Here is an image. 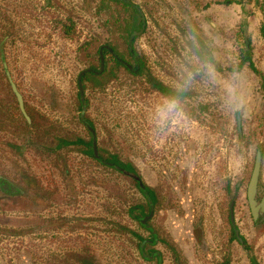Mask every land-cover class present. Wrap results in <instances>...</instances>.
I'll return each mask as SVG.
<instances>
[{"label": "rangeland", "instance_id": "1", "mask_svg": "<svg viewBox=\"0 0 264 264\" xmlns=\"http://www.w3.org/2000/svg\"><path fill=\"white\" fill-rule=\"evenodd\" d=\"M218 1L223 0H131L141 7L147 19L146 32L136 41L135 49L145 57L146 68L157 78L167 84L172 79L182 81L186 89L185 119H180L172 105L159 95L148 92L146 86L133 84L136 79H126L127 70L118 71L113 60L109 64L114 65L121 80L102 93L95 90L100 80H92L87 92L86 110L97 123L106 145L118 149L125 159L137 155L146 182L166 179L167 187L173 181L177 187L183 186L184 193L190 189L191 201L183 202L184 207L187 205L186 213L179 217L181 221L193 217L196 224L214 219V204L222 198L227 179L231 192L239 196L237 219L249 217L244 200V185L248 182L245 170L248 162H254L258 146L264 153V95L258 90L261 79L249 68L240 70L235 63L236 33L239 24L246 21V35L253 46L252 60L264 76V4L261 0L252 3L244 0V8L230 3L220 5ZM100 3L101 0H0V264H54L55 249L65 252L68 243L82 249L87 244L83 235L68 240L70 231L85 232L83 221H73L77 216L95 219L91 221L95 231L91 235L100 242L95 249L103 256L101 259L109 260L116 255V264H133L134 248H126L129 240L124 239L119 247L109 239L113 232L97 228L99 224L103 227L97 216L100 212L105 216L102 209L105 202L112 212L107 213L111 220L122 219L123 226L136 228L125 211L114 214L115 209L127 208L132 201V183L118 180L120 183L105 192L90 188L86 183L87 163L78 159L76 153L70 154L72 160L57 165L50 152L56 135L50 123L58 121L71 131L83 132L79 124L76 128L81 108L77 98L78 77L91 65L99 69L97 50L111 43L95 14ZM207 3L210 6L203 9ZM9 16L15 24L11 39L6 38ZM87 40L91 43L98 40L93 42L89 56L76 50L78 44ZM18 95L29 128L14 111L15 99L21 107ZM29 112L38 119L37 126L32 125ZM164 120L166 125L159 124ZM170 122L177 124L169 126ZM179 126L183 127L180 137L185 132L188 147L196 153L197 168L192 173L191 185L186 182L189 171L185 168L180 179L181 167L176 168L172 160L155 161L158 171L147 160L154 139L152 132L156 133V145L161 147L160 141L165 136L170 139L168 129H163ZM65 169L71 171L75 194L68 187L69 179L63 177ZM243 181L242 189H236ZM5 187L22 190V194L7 192ZM43 190L49 197L40 198L38 194ZM176 198L173 192L168 201ZM53 214L61 216L58 242L52 239L57 230L51 221L42 223L44 219H52ZM217 218L220 223V212ZM217 228L228 232L226 226L209 225L208 240H214L220 233ZM247 233L250 239L254 235L251 231ZM189 236L187 232L188 264L196 259L204 261L205 255L195 241L189 242ZM116 247L121 251L116 252Z\"/></svg>", "mask_w": 264, "mask_h": 264}, {"label": "flooded vegetation", "instance_id": "2", "mask_svg": "<svg viewBox=\"0 0 264 264\" xmlns=\"http://www.w3.org/2000/svg\"><path fill=\"white\" fill-rule=\"evenodd\" d=\"M111 1L121 3L131 2V0ZM133 5L135 6V4ZM138 10L145 15L141 7H138ZM6 25L8 31L6 38L11 39L14 35L13 32L15 24L14 21L10 19V16L8 17ZM135 43L134 41L131 42L129 39L128 47L130 48L129 51L132 58L128 57L124 58V60L119 58L118 53L114 50L113 46H117V44H113L112 46L110 44L101 45L99 48V69L88 68L80 72L77 82V98L80 102L81 108L76 128H78L79 124V126L83 129V132H77L76 129L71 131L66 124H62L58 121L50 123L51 129H53L52 132H54V134L56 133L55 146L50 150L52 160L58 165L59 162L63 163L65 161H69V159L72 160L73 156L69 157L70 154L73 152L76 153V155L79 156L78 159L87 163L86 166L88 168L86 170V174L88 175V181L86 183L88 186L93 189H100L103 192H105L106 189L112 190V187L116 185V182L120 183L122 179L132 183L130 192L132 201L127 203V208L119 210L118 207L115 209L114 214L119 215L120 212L125 211L129 216L131 223L134 224L136 228L131 229L128 226H123L121 223L122 219L111 220L107 215V213L112 215L110 209L106 207L107 202L103 203L105 204V209L102 207L103 213L106 217H103L101 212L97 216V222H102L103 227L99 224L97 228L99 230H103L104 232L105 230L113 232L111 233L112 236H109V239L114 243H118L119 247H121L124 239H128L130 244L127 245V250L134 248V250L131 251L134 252L131 253V256L134 259L132 260L133 264H188L186 258L188 251L187 232L190 235L189 242L193 243L195 241L196 246L198 245L201 249L200 252L205 255L204 261L196 259L192 262L193 264H264V153L260 146H258L255 151L254 162L252 163V161H250L247 163L245 171L248 173V182L245 183L243 181V183H240L239 187L236 188L241 190L242 185L245 183L244 200L246 201V206L249 210V217L245 219H237L236 207L239 196L237 194L234 195L232 193L233 191L231 192L232 189L230 187V179H227V185H224V187L222 186L224 189L222 198L216 200L214 204V219H206V223L201 221L196 224L193 217L192 219L185 217L183 221H181L179 217L182 212L186 213L187 205L184 207L183 202L191 201L189 196L193 193L190 194V189H188V192L186 191L187 189H185V194L182 189L183 186L177 187L173 181L169 187H167L166 179L164 181L159 180L158 182H152V184L146 182L138 166L137 155L134 159H125L121 156L118 149H111L108 146L109 144L106 145V140L98 131L97 123L93 121L86 110L89 104L87 103L89 102L87 99V92L88 88L91 86V74L99 77L100 83L97 86L99 89L96 87L97 89L95 90L102 93L105 91L108 92L111 84L121 80L122 76L118 72L120 69L128 70L130 72H128L126 79H136L133 81V84H136L137 86L138 84L146 86L148 92L159 95L166 104L169 106L172 105L171 107L174 108V112L178 113L180 119H185L186 117V89L185 86L182 87V81L172 79L171 83L167 84L157 78L151 70L142 67L139 63V58H137L134 53V51L137 52L134 46ZM76 50L83 55L86 54L89 56L91 51L90 40H87L85 43L78 44ZM78 54L77 56H79ZM108 58H111V60H108ZM109 61H112L114 64L119 61L124 67L118 68L117 71L115 70L114 65L110 66ZM144 65L146 66L145 63ZM106 71L109 73H106ZM110 71L113 72L110 73ZM101 76L103 77L101 78ZM107 77L111 78L107 80ZM137 80L138 83L135 82ZM144 81L146 82L143 83ZM238 121V129L241 135L240 120L238 119ZM225 123L227 124L228 122ZM159 124L162 126L166 125L165 120L163 123ZM176 124L177 123L175 122H170L169 126H174ZM166 129L169 131L168 134L170 139L165 136L164 139H162L163 142L160 141V143H162L161 147L156 145V133L151 131L154 135V139H152V150L147 154V160L151 163L150 166L155 171H158L156 169L158 166L155 164V161H166L168 159L172 160L171 162H174L176 168L179 169V167H181L180 170L182 172L180 179L184 176L183 172H185V168L187 169V172L189 171L186 182L188 185H191L192 181L190 179L193 177L192 173L197 168L195 160L196 153L194 154V150H191L190 147H188L186 133H182L184 135L183 138L180 137V129H183L182 126H179L178 129L177 127L172 129L164 128L163 131ZM58 133H64V136H59ZM160 138L161 137L158 139ZM64 143H70L71 145L65 146ZM60 145H62L61 148ZM202 151L203 149L200 152L202 153ZM259 156L261 158L260 176L255 191L252 193L253 197L251 198L250 185ZM153 169L151 170L155 173ZM70 174L71 171L68 169L63 171V177L65 179H69L68 187L70 191L75 194L76 189L72 186ZM114 179L115 181H113ZM190 188L192 189V186ZM4 189L5 191L13 194H22V190L20 191L19 189L13 190L6 187ZM173 192L178 196V198H176L175 201L173 200L169 202L168 199H171V193ZM48 194L49 193L43 190L38 195L40 198L45 199V197H49L47 196ZM219 212L221 216L220 223L218 221L219 218L216 220V216ZM53 215L52 219H44L42 223L45 224L51 221L52 225H54L57 230L53 233L52 239L58 242L61 238L59 234L60 228L57 226H60L59 218L61 216L55 214ZM223 216H225V218ZM76 218L77 219H73L74 222H84L82 229L85 232L83 234H78L75 231H70L68 233V240L71 241V238L77 239L79 235H83L85 239H87V244L82 249H78L68 243L65 252L55 249L54 264H116L118 261V257H116V255L113 257L110 256L109 260L101 259L100 257L103 256L99 253L98 249H95L97 246L96 244L100 243L98 239H92L95 237L91 235V231L95 232L91 221L95 219L88 217L80 218V216H77ZM55 221H57V223ZM214 224H216V226H219V224L222 227L226 226L228 232H223V229L217 228L220 233L218 232L219 234L214 240H208L206 238V230H208L209 225L212 228ZM173 226H175L174 229ZM188 226L189 230L186 231ZM245 228L246 230H244ZM245 231H251L254 233L251 239ZM102 233L100 232V235H102ZM97 238L102 239L101 236ZM258 243H260L259 246L257 245ZM118 251H121V248L116 247V252ZM258 256L259 259L257 258ZM192 259L193 258H190V260Z\"/></svg>", "mask_w": 264, "mask_h": 264}, {"label": "trees", "instance_id": "3", "mask_svg": "<svg viewBox=\"0 0 264 264\" xmlns=\"http://www.w3.org/2000/svg\"><path fill=\"white\" fill-rule=\"evenodd\" d=\"M92 1H95V0H92ZM254 1H256V0H250L248 2L252 3ZM261 1L264 4V1L263 0H261ZM218 2H219L218 4H220V5H226V4L230 3V5L236 4V5H240L244 8L246 7L244 0H223V1H218ZM209 6H210V4L207 3L203 7V9H206ZM95 14H97L99 16L100 25H101V27L104 28V31L108 34V40L111 41L110 45L112 46L113 44H118L117 48H116V46H113L114 50H116L117 53L119 51L118 48L121 47L120 48L121 53L120 52H119L120 54L118 53V57L123 59V60H124V58H127V57L132 58L131 53L129 51L130 48L128 47V42H129V39H131L130 37H132L134 35L135 37H134L133 41L135 43L141 37V34H144L146 32L147 19L145 18V15L143 13H141L138 10V7L136 5L134 6L133 3H131V2L121 3V2H113L111 0H101V3L99 5L98 9H96ZM246 28H247V22L242 21L239 24V30L236 33V38H235V44L237 46V54H236V58H235V63L238 65L240 70H242L244 68H249L253 72H255L256 74H258L260 76L261 86H259L258 90L260 93H262L264 95V76L261 74V72L258 71V69L255 67V64L252 60L253 46H252V42H251L250 37H248L246 35ZM262 37L264 40V26L262 28ZM185 39L187 41L186 36H185ZM92 41L97 42L98 40H92ZM93 42L91 43V51L95 45ZM122 51L126 52V55L124 53H122ZM134 53H135L136 57L139 58L138 60L140 61L139 62L140 65L142 67L146 68V66L144 65V63L146 64V62H144L145 57L141 56L138 52L134 51ZM97 59L100 62L98 50H97ZM115 64L119 68L124 67L122 65V63H120L119 61H117V63H115ZM133 64H135V63H133ZM90 67H91V69H95L94 65H91ZM218 70L224 72V70L221 67H218ZM107 71H106V73H109ZM228 71L230 72V69ZM127 72H130V71L127 70ZM103 76H101V78ZM90 78L93 81H97L99 79V77L93 76L92 74L90 75ZM10 88H11V86H10ZM11 91L13 94L12 88H11ZM13 96H14V94H13ZM14 98H15V96H14ZM14 111L21 118L20 119L21 122L23 124L25 123V127L29 128V123H28L29 121H27L26 118L23 116L24 114H22L20 107H19V103L16 99H15ZM29 114L32 117V119H31L32 125L37 126L36 121L38 119L36 120V118L31 114V112H29ZM45 128H48V127H45ZM64 145L69 146L71 144L70 143H64ZM61 147H62V145H60V148Z\"/></svg>", "mask_w": 264, "mask_h": 264}, {"label": "water", "instance_id": "4", "mask_svg": "<svg viewBox=\"0 0 264 264\" xmlns=\"http://www.w3.org/2000/svg\"><path fill=\"white\" fill-rule=\"evenodd\" d=\"M134 37H135L134 35L131 37V39H130L131 42L134 40ZM103 68H104V66H103ZM13 88L16 91V88L14 86H13ZM18 97H19V100H20L21 108L23 110L24 108H23L22 99H21L20 95H18ZM23 112H24V110H23ZM260 170H261V158L259 156L258 160H257V163H256V168H255V171H254V175H253V178H252V181H251V185H250L251 198L253 197L252 193H254L255 188H256V186L258 184V181H259Z\"/></svg>", "mask_w": 264, "mask_h": 264}]
</instances>
